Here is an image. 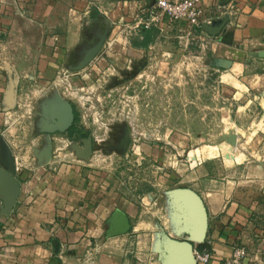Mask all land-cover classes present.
Returning <instances> with one entry per match:
<instances>
[{
  "label": "crops",
  "instance_id": "crops-1",
  "mask_svg": "<svg viewBox=\"0 0 264 264\" xmlns=\"http://www.w3.org/2000/svg\"><path fill=\"white\" fill-rule=\"evenodd\" d=\"M220 1L232 2L234 11L217 19ZM153 3L0 0V139L6 141L2 127L19 91L47 88L66 47L82 37L91 10L106 13L117 5L114 11L127 14ZM202 5L206 24L218 27L224 16L227 21L217 35L203 30L193 37L209 45L214 60L232 61L222 76L240 78L264 95V0ZM97 174L59 160L43 167L0 164V264H192L191 248L201 243L210 251L206 264H232L236 247L246 251L239 264H264V169L234 176L202 165L186 173L185 188L196 195L204 217L179 187L134 198L114 193ZM122 216L128 229L119 233Z\"/></svg>",
  "mask_w": 264,
  "mask_h": 264
},
{
  "label": "rangeland",
  "instance_id": "rangeland-1",
  "mask_svg": "<svg viewBox=\"0 0 264 264\" xmlns=\"http://www.w3.org/2000/svg\"><path fill=\"white\" fill-rule=\"evenodd\" d=\"M116 7L91 10L43 92L19 91L2 127L14 165L74 163L134 198L185 188V174L202 165L234 176L264 169V95L222 76L191 29L151 21L150 6L127 14ZM56 94L75 113L67 133L42 123V105Z\"/></svg>",
  "mask_w": 264,
  "mask_h": 264
},
{
  "label": "built area",
  "instance_id": "built-area-1",
  "mask_svg": "<svg viewBox=\"0 0 264 264\" xmlns=\"http://www.w3.org/2000/svg\"><path fill=\"white\" fill-rule=\"evenodd\" d=\"M216 13L214 17L219 19L224 14H230L234 11L232 2H217L215 5ZM151 21L158 22L166 19L171 24L182 25V29L189 28L192 31L203 33L201 24L206 22L204 18V9L202 0H154V3L148 8ZM148 24H145L147 27ZM187 33H189L187 31ZM17 163H15V166ZM1 207V198H0ZM193 254L196 262L206 264L210 259V251L207 247H193ZM246 255L243 247H236L233 250L230 263L239 264L241 259Z\"/></svg>",
  "mask_w": 264,
  "mask_h": 264
},
{
  "label": "water",
  "instance_id": "water-1",
  "mask_svg": "<svg viewBox=\"0 0 264 264\" xmlns=\"http://www.w3.org/2000/svg\"><path fill=\"white\" fill-rule=\"evenodd\" d=\"M226 21H227V16H224L221 19V23L218 27H213L206 23H202L201 28L207 34L214 36V35H217L221 31ZM214 64L219 68L228 69L230 68L232 64V61L229 59H218V60H215ZM41 110H42V123L45 126L44 130L49 131V132H55V131L63 132L67 130L68 127L71 125L73 118H74L72 105L68 101L62 99L58 94H56L53 97L52 101L42 105ZM236 139H237L236 133H231L226 137V140L231 143H235ZM0 148H1L0 164L7 163L11 166H14L11 153L9 149L7 148V146L5 145V143L1 139H0ZM178 191L188 193L189 195H191L193 199L199 204V209L204 217L203 210L201 208V205L196 195L192 193L191 191H189L188 189L182 188V187H179ZM0 198H1V194H0ZM15 201L16 199H14L13 203L4 210L5 214H8L12 210ZM127 229H128V221L127 219L124 218V216H122L119 219V227H118L117 232L123 233ZM193 247L191 248L192 264H196L197 262L193 254Z\"/></svg>",
  "mask_w": 264,
  "mask_h": 264
},
{
  "label": "flooded vegetation",
  "instance_id": "flooded-vegetation-1",
  "mask_svg": "<svg viewBox=\"0 0 264 264\" xmlns=\"http://www.w3.org/2000/svg\"><path fill=\"white\" fill-rule=\"evenodd\" d=\"M73 116H74L73 121L71 125L68 127V129L65 131L66 133L71 129V126H73V124L75 123V113L74 112H73Z\"/></svg>",
  "mask_w": 264,
  "mask_h": 264
},
{
  "label": "trees",
  "instance_id": "trees-1",
  "mask_svg": "<svg viewBox=\"0 0 264 264\" xmlns=\"http://www.w3.org/2000/svg\"><path fill=\"white\" fill-rule=\"evenodd\" d=\"M204 246V243L198 244L197 247L202 248Z\"/></svg>",
  "mask_w": 264,
  "mask_h": 264
}]
</instances>
